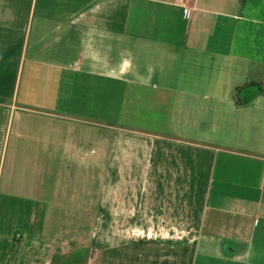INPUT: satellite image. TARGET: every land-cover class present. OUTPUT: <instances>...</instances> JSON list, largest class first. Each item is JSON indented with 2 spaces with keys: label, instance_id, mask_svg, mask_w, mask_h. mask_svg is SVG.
Listing matches in <instances>:
<instances>
[{
  "label": "crops",
  "instance_id": "0c3cea01",
  "mask_svg": "<svg viewBox=\"0 0 264 264\" xmlns=\"http://www.w3.org/2000/svg\"><path fill=\"white\" fill-rule=\"evenodd\" d=\"M0 264H264V0H0Z\"/></svg>",
  "mask_w": 264,
  "mask_h": 264
},
{
  "label": "rangeland",
  "instance_id": "374dc122",
  "mask_svg": "<svg viewBox=\"0 0 264 264\" xmlns=\"http://www.w3.org/2000/svg\"><path fill=\"white\" fill-rule=\"evenodd\" d=\"M95 229H96V228H90V229H89V230H90V234L95 233ZM75 247H76V243L73 244V249H72V250H74ZM66 250H67V248H66ZM69 250H70V249H69Z\"/></svg>",
  "mask_w": 264,
  "mask_h": 264
}]
</instances>
